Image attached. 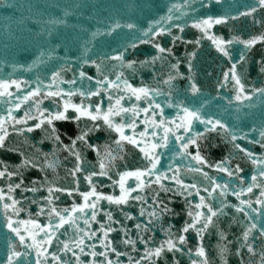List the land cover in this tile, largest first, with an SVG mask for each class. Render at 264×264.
Masks as SVG:
<instances>
[{"label": "snow or ice", "instance_id": "1", "mask_svg": "<svg viewBox=\"0 0 264 264\" xmlns=\"http://www.w3.org/2000/svg\"><path fill=\"white\" fill-rule=\"evenodd\" d=\"M213 2L216 5H221L223 0H200V7L207 8ZM7 6L12 7L13 5L7 3ZM190 7L189 0H183V3H172L167 7L164 15H161L157 20L149 21L148 27L144 29H138L133 22L121 23L120 20H114L104 28H97L88 33V37L80 44L83 53L79 59V65L80 68H83L84 65H93L97 76L94 78L87 72L78 70L79 86H77L75 78L64 79L62 73L71 70V68L70 66L65 68L63 65L51 71L47 84L39 77L34 82L0 78V98H5L0 102L8 106L4 114L0 115V149L16 152L20 157V162L14 166L0 161V181L4 182L0 187V213H2L3 227L7 230L5 233L7 254L0 264H125L119 259L122 256L127 257V264H160L161 261L164 264H170L167 254L184 251L183 246L187 242L185 234L190 230L196 233L198 241L195 247L196 258L191 259V264H212L202 243L203 236L210 227L216 228L219 232L218 251L222 264H228L225 256L229 253V246L233 244V241L228 240L227 232L219 228V222L221 217L228 215L226 209L229 208L243 216V220L239 221L236 215L231 218V222L243 225L235 247V255L241 257L240 264H244L243 250H246L249 257L252 258L247 264H264V155L257 158L254 152L236 143L238 139H247V134L240 133L235 125L229 124L217 112L206 110L210 101L203 96L200 87L192 80L191 75L187 78L189 84L186 89L190 93V97L186 96L185 99L173 102V94L179 95L173 81L178 76H182L177 68L179 61L170 63L166 78L157 81V84L167 85V92L147 84H142L139 87L133 86L125 77L124 72L117 70L125 68L132 72L137 70V61L125 59L127 49L136 48L137 42L150 43L156 49V55L150 60L139 61L141 66L154 64L157 60H167V57L172 54V48L162 46L156 42L155 38L168 34L172 37L173 43L182 39V37L174 35L171 28L174 27L183 32L186 25L169 24V22L180 20L187 14L186 9ZM229 7L232 8L231 5ZM64 15H68L67 11ZM241 17L250 19L252 24L259 26L261 30L247 38L234 35L231 39H225L211 32L214 26L227 25L229 21H236ZM44 23L49 26L67 24L61 18H53L44 21ZM190 26L201 32L202 37L195 41H186V43H194L199 46L200 40L206 37L211 40L219 53L229 59L230 67L223 72L222 79L216 85L219 99L226 100L228 105H232L233 101L239 105L244 101L251 102L254 99V94L257 98H264V86L252 87L251 91L247 90L243 78L237 70L238 64L246 59L244 52L241 51L239 60L232 62L229 51V47L234 43L243 45L244 49L264 44V0H252V3L237 5L234 8V14L232 11H227L193 18ZM125 28L130 31H139L140 36H134L126 45H123V50L117 48L112 49L111 54L100 53L97 59L88 56V52L94 47L98 36H112L117 30ZM82 30L87 31L86 29ZM45 31L49 37L52 36L53 29L51 27L47 29L42 27L37 34ZM58 47L60 45L56 44L55 47L47 50L42 49L40 56L36 59L41 63L43 61L40 58L45 55L52 59L55 48ZM195 56V51L187 54L189 73L192 72V60ZM63 59L67 63L68 58L64 57ZM112 61L116 63L113 64ZM261 62L264 63V60ZM261 72H264V68H261ZM113 75L115 79L110 78ZM94 79V85L84 87L85 80L91 82ZM31 83H34V86L21 94V90ZM63 83H67L71 87L65 89L61 87ZM229 83L232 84V97L219 96V89H226ZM12 89H15V92ZM161 95L168 97L165 105L156 100V97ZM75 97H79V100L74 99ZM93 97L98 99L93 100ZM104 97H107V107L103 106ZM126 97L128 101H125ZM133 98L135 102L128 103ZM45 100L50 101L48 106H44ZM126 103L128 106H125ZM141 103L145 106L141 107ZM25 105L27 107H24ZM166 107L174 109L175 115L166 114ZM20 111H23V115L17 114ZM223 111H227V109L225 108ZM141 113L144 114V118L139 120V123L143 125V128L137 131L138 118ZM59 121H74L77 125L78 132L74 137H69L70 142L67 144L61 139L57 128L56 122ZM197 123L203 126V131H193ZM102 128L116 133L114 143L118 152L114 154L111 148L107 149L105 158L98 163L99 171L95 169L89 171L83 166L81 150L87 148L96 151L98 155L100 154L99 147L90 141L91 134ZM10 129L17 135L39 130L43 134L40 143H43L45 139L52 141L54 151L45 153L35 145H31L34 151L29 155L19 148H8L6 142L10 135ZM251 131H258L260 139H253L250 142L264 148V126L259 129L253 126ZM211 133L229 138L233 147L243 153L252 165L256 166L250 180L246 181L243 175H238L243 172L239 163L235 165L234 169L229 166L230 159H234V157H226L222 161L210 163L201 155L199 141L205 138V134ZM126 144L139 149L144 164L142 167L132 170L125 167V170L116 172L118 179H113L109 173L116 167L117 160H123V155L119 153L124 151ZM191 148H194L195 151H192ZM161 150L171 152L174 157H179L180 160L190 158L188 165L184 166L185 173H198L203 177V181H207V184L203 181L199 184L195 181L185 183L179 163L170 165L167 172L161 171V168L158 167ZM56 151H64L74 157V166L68 170V175L73 178L71 184L68 186L57 185L55 181L49 180L45 175L44 180L39 184L32 180L30 181L31 187L25 186L24 171L26 169L38 168L41 172H46L47 169L55 171L59 163ZM192 161L196 166H193ZM205 167L225 173L232 179L221 183L217 177L204 171ZM169 172L171 175L167 174ZM78 174H83V180L87 182L88 189L85 191L80 190ZM100 176H106L112 180L113 185L118 186L119 194H106L99 191L93 178ZM130 179L133 183H129ZM164 181L172 183L165 184ZM18 189L34 194L45 189L47 195L40 196L43 203H38L36 199L29 201L30 204L37 205V211L32 213L28 207L22 205L21 200L16 198L15 193ZM254 189H259L258 196L254 193ZM202 192L204 194H201ZM57 193H64L69 197L78 194L81 202H73L70 207L60 208L54 203L60 199L56 195ZM168 193L184 196L188 207L187 216L190 219L185 221L178 233L172 232L171 224L165 228L162 223L163 217L172 211L166 203V199L169 201L171 199L168 197ZM247 194L255 196V200L244 198ZM193 195L198 198L195 202L188 199ZM228 195L234 196L238 203L229 201ZM25 199L27 200V197ZM149 199L151 200L150 205ZM102 201L107 202L108 205H114L117 210L123 213L125 221L136 220V217H133L131 213L124 211L125 206L130 202L142 205L139 217L143 220L133 223L134 236L130 234L131 230L124 225L123 221L114 217L112 210L102 207ZM22 212L26 213V218H21ZM100 212H103L105 217L103 222L98 219ZM40 216L46 217L47 222L42 223L38 219ZM93 223L99 224V227L93 229ZM113 224L121 225L118 242L114 241L110 235L117 231L112 226ZM158 224L166 237L159 242L152 235ZM61 229H64L62 234L67 237L66 239H60L58 233ZM69 230L72 231L71 236L68 234ZM93 240L96 242L89 243ZM54 241L57 243V250L49 251ZM97 243L102 250L97 249ZM138 244L143 245L142 251L137 247ZM120 245H123L127 251H120ZM187 251L191 254L193 249L188 248ZM32 253L35 254L34 261L31 258ZM62 253L65 255L71 253V258L64 259ZM82 255L91 259L82 260ZM171 264H179V261L173 257Z\"/></svg>", "mask_w": 264, "mask_h": 264}, {"label": "water", "instance_id": "2", "mask_svg": "<svg viewBox=\"0 0 264 264\" xmlns=\"http://www.w3.org/2000/svg\"><path fill=\"white\" fill-rule=\"evenodd\" d=\"M250 259H252V258L249 257V255L247 254L246 250H243V261H244V264H247V262ZM240 262H241V257L234 254V257H233V260H232L231 264H240Z\"/></svg>", "mask_w": 264, "mask_h": 264}]
</instances>
